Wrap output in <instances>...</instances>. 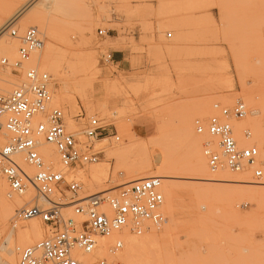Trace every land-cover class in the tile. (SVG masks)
Wrapping results in <instances>:
<instances>
[{"label":"rangeland","instance_id":"rangeland-1","mask_svg":"<svg viewBox=\"0 0 264 264\" xmlns=\"http://www.w3.org/2000/svg\"><path fill=\"white\" fill-rule=\"evenodd\" d=\"M47 3L0 0V24L13 19L21 28L36 4L45 11L47 22L50 21L48 28L56 35L53 52L58 70L65 76L63 89L57 76L49 72L54 78L53 105L65 110L70 124L79 117L95 115L116 126L121 136L119 143L99 144L105 147L103 160L78 167L75 174L101 165L118 173L126 167H140L144 170L137 178H144L159 174L158 164L174 157L184 166L181 177L168 182L169 186H176L180 195L177 210L164 208L168 219L160 229L153 228L143 235L118 234L124 247L117 258L123 261L127 242L143 237L144 244L131 253L127 264H264V177L261 184H255L251 172L245 170L242 172H247V183H210L197 181L191 169V145L200 141L203 151L208 139V135L197 133L196 118L214 113L216 101L231 105L243 100L251 113L234 121L235 133L240 134L242 145L256 134L252 141L260 148L264 170V0H74L59 3L49 12ZM101 28L107 30L105 35L99 34ZM5 35L10 37L7 32ZM43 35L44 48L34 53L26 66L39 67L34 58L47 48L48 37L44 32ZM83 38L92 42L91 50L81 44ZM85 53L92 54L98 62L97 78H80L84 65L79 59ZM109 53L112 60L105 58ZM117 53L123 55L122 61ZM3 57L14 61L19 54H0V89L11 91L22 77L1 65ZM246 128L252 132L248 139L244 135ZM189 134H197L199 140L194 141ZM0 137L4 138L1 148L6 142L1 131ZM149 138L161 146H173L160 149L163 154L160 152L158 164L143 166L142 154L140 158L138 154H124L119 159L108 156L110 149L118 150ZM174 147L182 154L175 156ZM19 159L32 174L34 170L23 162V156ZM118 185L121 183L110 178L94 189H87L84 183V190L89 194ZM164 189L165 186V194ZM35 194L31 188L26 197L19 199L6 230L0 229V248L9 241V232L25 230L32 220L12 226L17 209L28 202H42L32 200ZM63 212L72 215V211ZM37 221L44 237L43 223L39 218ZM96 256L110 254L106 249L105 254Z\"/></svg>","mask_w":264,"mask_h":264},{"label":"built area","instance_id":"built-area-1","mask_svg":"<svg viewBox=\"0 0 264 264\" xmlns=\"http://www.w3.org/2000/svg\"><path fill=\"white\" fill-rule=\"evenodd\" d=\"M5 31L19 41V58L11 61L3 57L1 65L22 79L11 91L0 89V131L6 138L0 148V179L8 186V196L26 195L33 187L36 194L32 200L42 201L17 209L12 226L39 218L45 229L42 239L18 248L17 264H124L117 258L124 247L122 238L108 243L110 256H85L95 255L103 247L104 237L117 233L143 235L162 228L168 219L163 178L144 177L115 189L86 194L84 182L75 171L103 160L105 147L99 142L108 139L119 143L117 127L95 115L79 117L70 124L65 110L53 105V75L38 66H26L32 55L45 46L39 27L22 30L11 19ZM106 33V29L99 30L100 35ZM105 58L112 60L113 55L109 53ZM213 110L207 118L195 120L197 133L208 135L203 153L211 171L246 170L255 184H261L264 170L260 148L256 144L242 145L234 128L235 120L251 113L247 103L216 101ZM244 135L251 137L250 128L244 130ZM44 143L55 146L59 168L42 154ZM20 154L23 162L34 168L32 174L19 160ZM67 204L72 209L70 216L63 212Z\"/></svg>","mask_w":264,"mask_h":264},{"label":"bare ground","instance_id":"bare-ground-1","mask_svg":"<svg viewBox=\"0 0 264 264\" xmlns=\"http://www.w3.org/2000/svg\"><path fill=\"white\" fill-rule=\"evenodd\" d=\"M39 1L41 4H42V1L44 2V0H39ZM45 1L48 2L46 4L47 5L46 10H47V12H49V11L55 9L59 3L63 4L64 1H66V2L70 1V3H71L74 0L73 1H71V0H45ZM75 2H76V0H75ZM37 4L34 6L35 8L33 7L34 9L29 10V12H31V11L32 12L28 13V16H26L27 18H26L25 24H23V27H21V29H25L29 26H38L39 29L42 31V33L44 32L46 34V36L48 37V40L46 43L47 48H46V50H44V53L41 56H37L34 58V60H35L34 63L36 62V65L38 63L41 70H45V71L50 72V73L54 74L55 76H57V78L60 82L59 84L62 86L63 84L65 85V83H64L65 76H64V73L62 74L58 70L59 68H58V65L56 62L57 57H55V53L53 52V49L56 47V44H55L56 35H55L54 31H52L51 29L48 28L49 25H47V23L50 24L49 23L50 21L47 22L48 17L45 16L46 15V13L44 14L45 11L43 10L44 12H42V10L37 7ZM43 7H45V6H43ZM18 12H20V10L17 11L16 13L18 14ZM17 14L15 16H17ZM5 28H6L5 24L0 26V54L1 53L2 54H9L10 52L18 51L17 41L14 38L12 39L10 37H6ZM89 30L92 31V28ZM81 44H84V46H86L87 51L91 50L94 46L92 44V42H90L89 40H87L85 38H83V40L81 41ZM79 60L82 63V65H84V69L82 70V73L80 75L81 79L82 78L90 79V77L91 78L92 77H96V78L98 77V75L100 74V71L96 67L97 61L96 62L94 61L95 59H94L92 54L85 53V54H83V56ZM57 61H58V59H57ZM81 79H78V80H81ZM64 85L62 86L63 89H64ZM60 89H61V87H60ZM55 94H57V92ZM54 97H55V95H54ZM125 130H126V128H125ZM191 131L192 130H190L189 132L192 133ZM189 135L194 136L193 140H194V138L199 140V138H197V136H196L197 134H194V135L189 134ZM253 136H256V134L254 133ZM253 136H252L251 140H249L248 142L246 140L247 143H244V144H246V145L253 144L254 141H252V140H255V138ZM238 137H240V134H238ZM162 138H165V137H162ZM165 140L167 141V139H165ZM257 140H259V139L256 138V141ZM108 141H109L108 139H103L99 142V144H106ZM3 142H4V138H3V140H1V137H0V146L3 144ZM167 144L163 143L162 144L163 146H161V145H159V143L157 141L152 140V138H149L147 140L144 139L140 143L130 144V145L126 146L125 148H119L118 150L110 149V150H108V156L114 157V158L117 157L119 159L120 157L124 156V154L125 155L126 154H138V156L140 158V154H142L145 157V158L141 157L142 159H145V161L143 160L144 162L142 163L143 166H145V165L151 166L153 164L160 163V159L158 158V156H160V152H161L160 149L162 147H163V150H167V149H165V147H167V148L173 147V146H171V145L169 146ZM190 144H191V142H190ZM190 144H188V145H190ZM193 144H195V145H191V147L194 146V148H191V149H193V151L190 150L192 152V154H191L192 155L191 169H192V172L194 173V175L196 176L197 181L199 180V181L210 182V183L211 182H215V183L216 182L240 183V184L247 183V180H246L247 179L246 178L247 172L234 174L230 170H227V169L221 170L219 172H212L209 165H208V162L204 156V153L202 151V146H201L200 141H197L196 143H193ZM165 145H167V146H165ZM54 147L55 146L53 144L44 143V146H42V148H41V152L43 155L46 156V158L53 159L55 167L59 168L60 167L59 166V159L57 157L56 149ZM106 147L109 148L110 146H106ZM171 148H170V150H171ZM175 149H177V147L176 148L174 147V150ZM188 150L189 149H187V151ZM171 151H173V150H171ZM174 153H176L174 155L177 156V154L179 152L176 151ZM161 154H163V152H161ZM180 154H182V153H179V155ZM21 156H23V154H20L18 156V158ZM177 158L174 157L173 160H171L172 158H170V159H168V161H163L162 164H158L160 167V168H158L160 170L159 174H157V175L147 174L144 176V177L160 176L163 178V184H164L163 186H165V189H164L165 190V207L164 208L166 211L177 210V203H178L177 198H178L179 193L177 194L176 186H174V185L169 186L168 185L169 181L174 180L178 177H181V173H180L181 171L180 170L184 169V166L180 163L181 161L179 162V160ZM30 168H32V167H30ZM137 168L138 169H136L134 167H126L123 172L118 173V172H116V170H114V172H111L110 167L101 165V166H96V167H94L88 171L80 170L78 175L84 179L85 187L87 189H94L96 187L102 186L110 178L113 182L121 183V185H124L128 182H131V181H134L137 179H141V178H137V176L140 174L139 172L141 170H144V168H140V167H137ZM32 169L34 170V168H32ZM121 174L123 176H121ZM121 181H123V182H121ZM121 185H118V186H121ZM31 188H33V187H31ZM33 189L35 190V188H33ZM7 192H8V186H7L6 182L4 180L0 179V229H3V230H6L8 218L14 213L16 207L19 205V203H20L19 199L26 197V195L25 196L18 195L17 197H13V196L10 197V196H8ZM35 193H36V190H35ZM179 197H180V195H179ZM12 198H15V199H12ZM28 204H30V202H28ZM64 210L67 212L71 211L70 204H67L66 208ZM9 233H10V237H9V241L7 242V244L4 246H2V244H1L2 247L0 248V264H17L18 248H22L26 245L33 244V243L39 241L40 239H42L43 238V227L40 224V222L37 221V218H32L30 223L26 226L25 230H23V231L17 230V232L11 231ZM118 234H122V233H117L110 238H105V237L102 238L103 247L98 249L96 251L95 255H86L85 258H91L92 256L97 257L96 255L101 256V255L105 254L106 253V246H107L106 243L109 241L115 240L116 238H119L120 236ZM128 240H130V239H128ZM144 241H145V239L143 237L142 238L139 237V238H134L131 241L126 243V249H125L126 252L122 256V259H123V261L126 262V264L128 262V259L131 257V253L136 251V248L138 245L144 244Z\"/></svg>","mask_w":264,"mask_h":264},{"label":"crops","instance_id":"crops-1","mask_svg":"<svg viewBox=\"0 0 264 264\" xmlns=\"http://www.w3.org/2000/svg\"><path fill=\"white\" fill-rule=\"evenodd\" d=\"M123 55L121 53H117V58L119 61H122L123 60Z\"/></svg>","mask_w":264,"mask_h":264}]
</instances>
